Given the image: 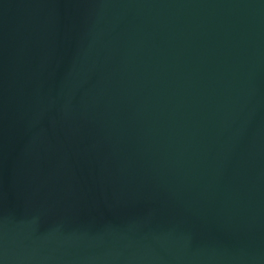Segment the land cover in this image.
Listing matches in <instances>:
<instances>
[{
  "label": "water",
  "instance_id": "1",
  "mask_svg": "<svg viewBox=\"0 0 264 264\" xmlns=\"http://www.w3.org/2000/svg\"><path fill=\"white\" fill-rule=\"evenodd\" d=\"M0 264H264V0H0Z\"/></svg>",
  "mask_w": 264,
  "mask_h": 264
}]
</instances>
